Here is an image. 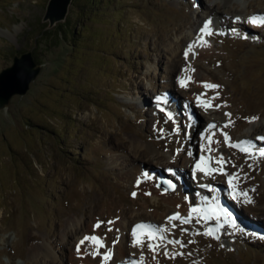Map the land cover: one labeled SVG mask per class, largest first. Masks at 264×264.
Masks as SVG:
<instances>
[{
	"label": "rangeland",
	"instance_id": "1",
	"mask_svg": "<svg viewBox=\"0 0 264 264\" xmlns=\"http://www.w3.org/2000/svg\"><path fill=\"white\" fill-rule=\"evenodd\" d=\"M86 1L70 0L54 22L46 15L49 0H0V72L21 52H30L39 68L27 92L0 109V264H70L84 248L97 251L85 242L77 254L85 235L104 244L91 264H130L141 254L143 264H264V158L230 147L220 131L228 120L224 113H231L234 124L222 129L231 141L264 146L256 139L264 137V26L247 23L264 15V0ZM209 18L216 34L186 59ZM187 77L182 88L179 80ZM205 82L221 86L204 99L219 92L213 104L222 107L198 106ZM158 96L168 103L158 107ZM208 124L217 125L212 140L219 143L202 152ZM201 155L223 157V171L239 173V190L253 202L232 199L221 172L194 180ZM163 180L175 190L164 192ZM214 196L245 234L228 225L215 232V220L196 223L195 214L183 225L165 217H187ZM115 206L125 214H113ZM134 213L183 242L166 246L183 255L170 258L161 247L154 259L147 243L133 247L131 231L139 220L128 228L126 217ZM98 221L105 223L94 228ZM209 228L213 236L204 235ZM35 246L49 257L32 255ZM120 248L127 250L123 262L115 254ZM108 251L111 259L104 261Z\"/></svg>",
	"mask_w": 264,
	"mask_h": 264
},
{
	"label": "snow or ice",
	"instance_id": "2",
	"mask_svg": "<svg viewBox=\"0 0 264 264\" xmlns=\"http://www.w3.org/2000/svg\"><path fill=\"white\" fill-rule=\"evenodd\" d=\"M240 18L237 17V20H239ZM247 23L253 25V26H264V15H254L248 18ZM212 24L213 21L211 20V18H209L208 20H206L202 27L199 30V34L197 36L196 41H193L192 44L189 45L188 49L185 51L184 55L185 58L187 59L189 56V53L192 52L193 48L201 43L203 44H207V40H205L204 38L206 36H212L215 35L216 33L214 32L213 28H212ZM243 38L247 39V36H244ZM185 71H187V69H185ZM194 71V69H193ZM191 81V77H187V78H181L179 80L180 86L183 87H187L188 82ZM221 86L218 84H212V83H204V88H205V92L201 93L199 95H197V104L200 107H203L206 111L209 108H220L222 107V105H218V104H213V101L216 100L219 97V92H216V94L208 99H204V97L207 95V91L208 90H216L219 89ZM156 101H157V106L159 107V105L161 103L163 104H167L168 101L166 99V97H156ZM161 112H164L165 109L164 108H160ZM168 120H172L173 119V114L172 112L168 111L166 113ZM225 117L228 118L227 122L224 123L221 128V134L224 137V142L229 144L230 147H235L237 149H239L241 152L245 153L248 158L252 159L255 157H260V158H264V146H260L257 147L256 144L253 143V141L251 140H240V141H236V142H232L231 141V137L228 135L227 132H223V128H228L230 126H232L234 124V121L232 120V114L231 113H224ZM244 119L248 120L249 122H253L256 119H258V117H245ZM167 122V121H165ZM213 129H217V125L216 124H208L207 125V129L206 131L208 132V135L206 136L204 133H201V139L202 140H207L208 143V147L205 148L203 145L201 146V151H207V152H212L215 151V149L211 148V144L212 143H219V141H213L212 140V136L215 135V132H213ZM160 131L162 132L163 129H160ZM173 131L178 132L179 128H174ZM258 141H262L264 142V137H257L256 138ZM189 155H192L191 152L188 153ZM217 163L220 164L221 167L220 168H216V167H212V163ZM226 163L223 160V157H218L213 159V157L208 156L207 158L204 155L199 156V158L197 159L193 169H192V178L195 180L197 173H202L204 176H211L213 173L216 172H221L222 174L228 176V187L230 190V195L232 196V199L237 200L240 197L244 198V202L245 203H252V198L249 196V193L247 191H241L239 190L238 187V182L240 181L241 177L239 175V173H233V174H228L226 172L223 171V164ZM235 166V165H234ZM249 167H251V164L249 165ZM169 172H172V169L168 170ZM144 176L146 178H151L148 176L147 173L144 174ZM137 186H139V184L141 183V180L138 179L137 180ZM162 184L166 185V187L164 188V192H167L168 190H175V184L171 181V180H163L161 181ZM157 187H160V184L157 185ZM201 188H210V185H206V184H201L200 185ZM213 191H215V189H212ZM254 191V189L252 190ZM132 196L135 197L136 193L133 192ZM204 201H207V197L203 198ZM195 214L196 216V223H200L201 219L204 220H215L216 221V229L215 232H219L221 228H223L225 225H228L234 233L238 232L241 234H245V229L243 227H241L238 223H237V218L234 216V214L225 206H223L217 197H213L212 201L204 203L203 206H194L190 209L187 217L185 216H181L180 213H174L172 216H169L167 219L169 222L174 221V220H178L180 222L181 225L183 224H189L192 219H193V215ZM222 221V222H221ZM105 223L104 221H98L95 225L94 228H99L101 226V224ZM108 224H113L114 221H107ZM173 228L177 227V225L173 224L172 225ZM109 231H111L112 229L109 228ZM167 229L164 228H160V227H156L152 224H148V223H139L136 224L133 228H132V232L131 235L133 237V241H132V245L133 247H143L145 243H147V247L149 249V251L153 252V258H156V253L158 251V249H160L161 247H163L164 250V255L165 256H169L170 258H175L176 256L179 255H183V253H179V252H172L170 253L167 249V245H179L180 247H185L186 245L181 242L178 239H169L166 235L165 232H167ZM182 231H187V229H182ZM214 230L209 228L207 229V231L204 233V235H208V236H213ZM252 235H256L255 233H252ZM218 238V237H217ZM260 239H264V234L259 236ZM85 242H88L89 244H91L95 249H97V251L92 252L91 254L93 256L95 255H100L98 249L101 247H104L103 244V240L102 238L95 236V235H85L78 243L76 246V251L77 254L80 255V249H81V245H84ZM193 241H189V243H192ZM112 256V253L110 251L106 252L103 254V260L107 261L110 260ZM130 264H143V254H141V258L139 260H133L130 262Z\"/></svg>",
	"mask_w": 264,
	"mask_h": 264
},
{
	"label": "water",
	"instance_id": "3",
	"mask_svg": "<svg viewBox=\"0 0 264 264\" xmlns=\"http://www.w3.org/2000/svg\"><path fill=\"white\" fill-rule=\"evenodd\" d=\"M38 73L39 68L30 52H21L20 56H15L12 65L0 72V109L8 104L12 96L27 92L29 84Z\"/></svg>",
	"mask_w": 264,
	"mask_h": 264
},
{
	"label": "bare ground",
	"instance_id": "4",
	"mask_svg": "<svg viewBox=\"0 0 264 264\" xmlns=\"http://www.w3.org/2000/svg\"><path fill=\"white\" fill-rule=\"evenodd\" d=\"M69 3H70L69 0H64L63 2H55L54 0H49L48 6H47V9H46L47 10L46 15L48 16V18L50 20H52L54 22H57L59 19H61L63 17V13L65 12V10L67 9V7L69 6ZM194 3L197 5L198 2L194 1ZM199 6L200 5H197L196 8H198ZM51 17L53 19H55V20H53ZM197 36L198 35H196V38L194 39V41H196ZM174 53H175V51H174ZM200 54L201 55H205V51L204 50L200 51ZM135 144H136V145H134V148L135 149L140 148V146L137 143H135ZM263 145H264V143H263ZM140 154H143V153L140 152ZM201 174L202 173H200V175H199V173H197V176H196V180L197 181L200 180V178H202V177H200ZM207 178L208 177H206V180H207ZM182 184H183V182H182ZM167 196L169 197V195H167ZM171 204H174V203H171ZM112 213L115 214V215H122V214H125V211L123 209L119 208L118 206H115L112 209ZM165 217L166 218L169 217V214H166ZM148 218H151V217H148V216H145V215H142V214L139 215V214L134 213V215H130L129 217H126V219L128 220V226L127 227L130 228L129 227V224H130V226L131 225H134V223H136V220H139V223L142 222V223H148V224H150L151 222H149V219ZM123 223L125 225V222H123ZM126 237H127V234H126ZM84 252H85V254L83 253V255L81 257L71 258L70 259V264H82L83 262H85L87 264H91V262L95 261L94 260L95 257H94V259L91 258V255H92L91 253L93 252L92 249H90V248H84ZM126 252H127V250H125V248L124 249L120 248V249H118L116 251L115 254L117 255V257H119V260L121 262H123V261H125V258H127V256H128ZM38 253H44L47 257H49L48 256L49 255L48 254L49 251L46 248L42 247V246H40V247H36L35 246L32 249V255H38ZM49 263L50 264H53L51 262H49Z\"/></svg>",
	"mask_w": 264,
	"mask_h": 264
},
{
	"label": "trees",
	"instance_id": "5",
	"mask_svg": "<svg viewBox=\"0 0 264 264\" xmlns=\"http://www.w3.org/2000/svg\"><path fill=\"white\" fill-rule=\"evenodd\" d=\"M91 1H92V0H87L86 3H91ZM67 24H68V23H67ZM67 24L64 23V25H62V27H64L65 25L68 26ZM62 27H59V28L61 29Z\"/></svg>",
	"mask_w": 264,
	"mask_h": 264
}]
</instances>
